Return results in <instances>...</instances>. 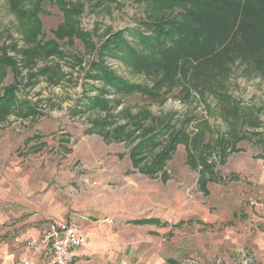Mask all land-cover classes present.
<instances>
[{
    "label": "rangeland",
    "instance_id": "374dc122",
    "mask_svg": "<svg viewBox=\"0 0 264 264\" xmlns=\"http://www.w3.org/2000/svg\"><path fill=\"white\" fill-rule=\"evenodd\" d=\"M67 1L83 5V11L65 20L56 5L46 2L40 34L28 39L9 1L0 0V57L14 61L2 68L0 93L15 81L19 99L30 105L16 109L18 116L6 123L0 121V171L25 177L23 196L36 190L40 178L50 182L69 214L82 203L101 209L114 201L124 227L128 221L159 219L165 226H156L158 236L144 228L122 232L146 256L143 264H238V251L247 246L259 251L254 264H264V206H259L264 202V143L238 142L227 164H219L213 152L218 176L208 185L209 197L201 192L199 175L189 167L181 144L162 170L167 182L150 178L145 170L162 166L158 161L171 140L153 153L137 146L162 124L172 120L180 126L196 115L189 131L208 120L213 132L207 138L214 141L226 132L225 125L197 98L184 104L168 96L154 103L138 94L118 95L102 82L101 62L131 84L150 86L100 49L113 33L140 28L144 9L136 0ZM230 89L258 111L264 139V82L235 74ZM28 139L36 140L27 146ZM39 143L45 146L36 153Z\"/></svg>",
    "mask_w": 264,
    "mask_h": 264
},
{
    "label": "trees",
    "instance_id": "16d2710c",
    "mask_svg": "<svg viewBox=\"0 0 264 264\" xmlns=\"http://www.w3.org/2000/svg\"><path fill=\"white\" fill-rule=\"evenodd\" d=\"M8 1L28 39H36L40 34V16L46 13L43 9L46 2L56 5L65 20L84 8L67 0ZM136 1L144 9L145 21L142 20L140 28L113 33L100 49L101 55L145 77L150 86L131 84L102 62L98 64V73L102 82L118 95L138 94L154 103L168 96H175L184 104L197 98L207 114L222 121L226 132L215 141L207 138L206 133L213 132L208 120L189 131L197 121L194 115L180 126L178 121L168 120L137 146L138 151L153 153L171 140L158 161L162 166L145 170L150 178H160L165 183L162 170L172 161L176 144L183 145L189 167L199 175L200 190L209 196L208 185L216 183L213 180L218 176L215 162L210 160L213 152L219 156L218 163L225 164L238 142L264 143L259 133L263 121L258 111L236 99L230 89L235 74L264 82V0ZM13 62L7 56L0 57V75L4 73L2 68ZM19 86L14 81L0 93L2 123L10 116H18L16 109L30 106L28 101L19 99ZM133 224L165 226L159 219L135 220Z\"/></svg>",
    "mask_w": 264,
    "mask_h": 264
},
{
    "label": "crops",
    "instance_id": "0c3cea01",
    "mask_svg": "<svg viewBox=\"0 0 264 264\" xmlns=\"http://www.w3.org/2000/svg\"><path fill=\"white\" fill-rule=\"evenodd\" d=\"M34 140L29 143L26 141L25 144L28 146ZM36 146H38L35 149L37 153V148H43L45 143ZM2 169L0 171V264L22 262L49 264L52 250L41 241L49 226L56 221H74L80 227L85 245L73 255V260L80 264H143L146 256L142 255L140 249L138 251L133 249L132 245L124 240L122 232L144 228L147 229V233H155L152 235L158 236L156 224L136 225L133 224L135 221L133 220L124 223L130 225L124 227L120 223V217H116L118 211L114 201L112 206L105 205L101 209L89 203L86 205L82 203L80 204L82 207L69 214L68 209L62 205L63 197L51 188L50 182L47 183L40 178L36 183V190L32 191V194L23 196L19 191L28 184L25 177L20 176V172L16 174L12 172L13 170ZM98 197L94 198L98 199ZM263 204L264 202L259 206L262 207ZM149 219L156 218H144V220ZM182 222L175 226H180ZM127 228L129 229L126 230ZM144 241L148 242L147 239ZM238 254V264H254L256 256L257 260L259 258V251L251 246L241 247ZM218 263L220 264L221 261L219 260Z\"/></svg>",
    "mask_w": 264,
    "mask_h": 264
},
{
    "label": "built area",
    "instance_id": "2783aa9c",
    "mask_svg": "<svg viewBox=\"0 0 264 264\" xmlns=\"http://www.w3.org/2000/svg\"><path fill=\"white\" fill-rule=\"evenodd\" d=\"M42 244L52 250L49 264H80L73 260V255L84 247L85 238L80 227L74 221H56L47 229L43 236ZM163 264L179 263L165 262Z\"/></svg>",
    "mask_w": 264,
    "mask_h": 264
}]
</instances>
